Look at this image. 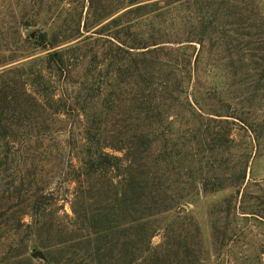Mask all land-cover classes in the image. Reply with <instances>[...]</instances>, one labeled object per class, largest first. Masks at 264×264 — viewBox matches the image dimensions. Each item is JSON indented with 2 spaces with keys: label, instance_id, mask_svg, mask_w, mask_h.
<instances>
[{
  "label": "trees",
  "instance_id": "16d2710c",
  "mask_svg": "<svg viewBox=\"0 0 264 264\" xmlns=\"http://www.w3.org/2000/svg\"><path fill=\"white\" fill-rule=\"evenodd\" d=\"M147 1L88 0L84 28L102 24L93 34L112 37L88 35L62 47L83 37L82 27L44 32L33 38L44 56L0 69V168L11 153L54 154L68 185L72 223L55 227L37 215V245L48 261L60 247L63 264H202L200 228L177 208L201 191L242 189L248 153L233 172L220 170L236 123L264 153V64L254 61L264 58L250 47L257 0ZM125 5L136 6L103 24ZM155 11L158 28L139 36L135 19ZM209 67L225 74L226 98L206 84ZM201 120L216 130L197 138L192 124ZM205 160L220 169L206 170ZM202 172L200 183L194 177ZM232 235L216 229L213 243L224 246Z\"/></svg>",
  "mask_w": 264,
  "mask_h": 264
},
{
  "label": "rangeland",
  "instance_id": "374dc122",
  "mask_svg": "<svg viewBox=\"0 0 264 264\" xmlns=\"http://www.w3.org/2000/svg\"><path fill=\"white\" fill-rule=\"evenodd\" d=\"M157 1L149 0L147 3ZM135 6L121 7L103 24ZM254 12L259 21L256 26L257 35L253 37L250 46L251 54L264 58V25H262L264 0H257V8L255 7ZM88 13V0H0V62L5 60L0 69L20 63L29 66L28 62L44 56L46 51L33 45V38L42 37L44 32L51 37L54 32L62 35L72 34L82 27L85 35L72 42H64L62 47L88 35L112 37L109 32L93 34V31L99 29L102 24L91 31H86L84 23ZM143 14L135 19L139 24L136 31L139 32V36L148 37L158 28L161 18L157 11L149 14L143 12ZM167 19L171 21V18ZM193 45L200 47L199 42H194ZM194 50V48L190 50L192 55ZM254 61L264 64V61L256 58ZM253 65L255 64L252 63ZM245 71L252 77L256 73L249 66ZM205 82L215 88L218 95L226 98L227 79L221 70L209 67ZM225 118L227 117L222 119ZM228 119L232 120L231 117ZM192 125L195 126L197 138L204 137L207 131L211 134L216 130L215 123L206 120L196 121ZM185 126L187 127L186 124ZM233 128V137L236 140L234 147L229 153L223 154L224 160L228 162L222 164L220 169L218 166L212 167L219 165V161L216 162L215 158L216 164L205 160L208 162L206 163L208 167L205 169H220L227 175L233 172L234 165L248 158L242 153H248L250 161L242 189L238 191L227 186L214 192L201 191L192 201L183 203L181 209L177 208L179 214L176 215L181 218L192 217L200 228L205 258L202 264H264V153L253 150L254 147L250 145L251 139L242 127L236 123ZM217 155L220 157L221 153ZM54 156V154L29 153V151L11 153L7 155V164L0 168V264H29V258L36 264H63L59 260L60 247L52 251V257L55 259L53 262L48 261L45 256L47 250L37 245L40 241L38 237L40 223L37 224L36 220L42 219L37 215L44 216L43 219L52 222L55 227L73 222L72 202L69 198L65 199L68 185L63 182L64 177L60 173L62 165L59 162H51ZM60 158L66 161V154L64 158ZM225 166H229V169H224ZM204 173L194 178L200 182V177H203ZM49 190H54V195L49 196L47 194ZM40 195H42L41 203L40 207H37L34 202ZM226 199L232 200L231 207L227 206L226 203L229 201H225ZM216 229L233 233L224 246L216 247L213 243ZM162 233L160 230L153 237L152 242L155 246L162 242ZM52 241L55 243L56 238ZM37 251H41L42 255H34Z\"/></svg>",
  "mask_w": 264,
  "mask_h": 264
},
{
  "label": "water",
  "instance_id": "95a60500",
  "mask_svg": "<svg viewBox=\"0 0 264 264\" xmlns=\"http://www.w3.org/2000/svg\"><path fill=\"white\" fill-rule=\"evenodd\" d=\"M34 255L41 256L42 255V252L41 251H37L36 253H34Z\"/></svg>",
  "mask_w": 264,
  "mask_h": 264
}]
</instances>
